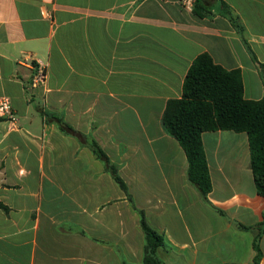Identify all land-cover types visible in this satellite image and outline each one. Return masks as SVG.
Segmentation results:
<instances>
[{
    "label": "crops",
    "instance_id": "crops-1",
    "mask_svg": "<svg viewBox=\"0 0 264 264\" xmlns=\"http://www.w3.org/2000/svg\"><path fill=\"white\" fill-rule=\"evenodd\" d=\"M181 1L0 0V98L17 117L0 118V264H142L140 211L162 264L254 263L264 197L247 133H203L205 199L162 119L203 53L264 98V0H207L204 18ZM32 64L48 80L29 90ZM260 248L264 264V232Z\"/></svg>",
    "mask_w": 264,
    "mask_h": 264
},
{
    "label": "trees",
    "instance_id": "trees-1",
    "mask_svg": "<svg viewBox=\"0 0 264 264\" xmlns=\"http://www.w3.org/2000/svg\"><path fill=\"white\" fill-rule=\"evenodd\" d=\"M225 12L240 29L228 6ZM192 12L200 18L211 14L207 0H194ZM166 132L174 137L185 151L189 163L188 179L207 199L212 181L203 147L202 135L213 131L247 133L251 153V166L257 192L264 197V98L246 100L241 73L229 71L214 63L207 53L199 55L190 67L183 86L181 99L168 102L163 115ZM94 154L103 160L121 188L127 190L115 167L110 165L105 152L97 143L92 144ZM141 226L146 237L142 264H162L157 250L165 246L164 239L147 223L140 211ZM263 226L254 241L256 256L253 264H260V239Z\"/></svg>",
    "mask_w": 264,
    "mask_h": 264
},
{
    "label": "built area",
    "instance_id": "built-area-1",
    "mask_svg": "<svg viewBox=\"0 0 264 264\" xmlns=\"http://www.w3.org/2000/svg\"><path fill=\"white\" fill-rule=\"evenodd\" d=\"M182 6L192 11L194 0H182ZM32 69L34 70L31 80L28 85L29 90H34L39 87L45 86L48 80L47 70L44 66L39 64H32ZM0 118L8 119L13 125L16 124L17 117L13 110L12 104L7 98H0Z\"/></svg>",
    "mask_w": 264,
    "mask_h": 264
}]
</instances>
